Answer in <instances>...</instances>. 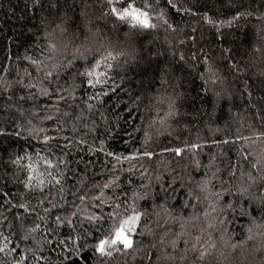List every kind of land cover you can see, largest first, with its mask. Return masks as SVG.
I'll return each mask as SVG.
<instances>
[{
	"label": "trees",
	"instance_id": "1",
	"mask_svg": "<svg viewBox=\"0 0 264 264\" xmlns=\"http://www.w3.org/2000/svg\"><path fill=\"white\" fill-rule=\"evenodd\" d=\"M149 2L155 12L163 10L172 27L154 16L155 29L133 33L128 23L109 14L107 0H0V128L6 129L0 134V241L8 236L9 248L19 246L11 256L0 253V264H12L21 254L27 264H37L25 248L45 258L39 264H83L59 245L71 228L58 226L56 216L78 207L83 215L72 217L76 231L99 236L113 222L110 197H119L117 211L123 212V201L131 203L134 191L145 190L150 195L136 201L145 215L134 249L103 262L88 249L89 264H149L146 255L151 264H264V209L255 201L249 205L247 197L222 193L225 202L237 199L246 212L237 207L220 215L209 195L221 191L222 181L239 186L247 179L240 177L241 170L258 175L251 165L264 156V137L255 135L264 132V0H173L178 8L167 0ZM238 11L242 15L234 19ZM205 13L216 23H207ZM109 52L124 53L107 61L111 70L100 59ZM97 60L98 71L108 77L89 86L84 73ZM49 71L51 77L45 75ZM57 87L68 90L60 93L65 97L71 92L74 102L41 94L42 88ZM33 128L45 129L40 139L29 135ZM44 134L56 139L45 145ZM146 147L153 157L139 155ZM176 147L185 149L181 156L163 150ZM16 156L23 159L13 164ZM41 157L51 159L53 167ZM57 157L67 160V167H57ZM29 163L35 166L33 183L39 174L45 195L52 193L42 206L39 189L23 186ZM231 165L238 166L235 179ZM61 170L62 196L57 195L61 185L49 184L46 175ZM204 181L207 191L199 187ZM105 183L110 187L101 196L96 186ZM252 192L256 195V188ZM84 193L108 203L93 207L94 200L76 198ZM90 212L103 218L90 224L85 219Z\"/></svg>",
	"mask_w": 264,
	"mask_h": 264
},
{
	"label": "snow or ice",
	"instance_id": "2",
	"mask_svg": "<svg viewBox=\"0 0 264 264\" xmlns=\"http://www.w3.org/2000/svg\"><path fill=\"white\" fill-rule=\"evenodd\" d=\"M167 4L172 8H178V5L173 3V0H167ZM107 8L109 11V14L114 16L118 21L126 22L131 26V29L133 30V33L135 30H146V29H155L158 25L156 22H154V16L156 20H163V23L168 25V27H172V25L168 24V20L164 18V12L161 10L160 12H155L154 6L149 0H143V3L140 5H137L134 0L132 2H129V0H123L121 3L120 0H107ZM186 11H190V9H186ZM242 15L239 11L236 13V16L234 19L239 18ZM203 19L209 23V24H215L216 21H214L207 13L203 15ZM220 23H225L224 21H221ZM228 23H231V21H228ZM182 43V42H181ZM52 49H55L56 45L53 44ZM123 52H117L115 55L112 52H109L107 57H101V60L105 61L104 66L111 70L113 68V65L111 63H107L109 59L115 60L117 56H123ZM181 60L184 59L183 55L180 57ZM207 59V57L205 58ZM33 63H37L36 61H33ZM101 67L100 60H97L95 64L93 65V68L89 69L84 73L88 77L87 84L89 86H94L98 83H105L106 78L108 77V72L100 73L98 69ZM48 77L52 76V72L49 71L45 74ZM30 87H35V85H29ZM74 91V90H73ZM61 92H68L67 89H61L57 87L55 91H50L49 89L42 88L41 94L45 96H53L55 95L58 100H65L67 98L73 99L74 97L71 92L68 93V97H65L64 95H61ZM99 97L97 96V99ZM173 106V102L171 98H169V107L171 108ZM87 107L91 109L93 107L92 104H87ZM171 115V113H169ZM45 119L52 120L51 116L44 117ZM59 131V129H57ZM45 132V129H37L33 128L29 130V135L34 139H40V133ZM0 134H6L5 128H0ZM16 135H20L19 132L16 133ZM257 138L264 137V132L255 133ZM44 144L48 145L53 140L56 139V137L49 136L47 134H44L42 137ZM237 140H244L249 141V137L247 136H237ZM228 141L225 140V143ZM68 143L70 144L71 141L69 140ZM81 144L86 143L85 140L80 141ZM67 145H65L66 147ZM57 147H60L57 145ZM188 147L196 149L199 147L197 144H190ZM164 151H173L177 156H181L185 149L181 147H176L174 149H163ZM67 155V153H65ZM108 155L112 156L113 153L109 152ZM140 156L144 157H153L154 152L148 150L146 147L143 152L139 153ZM37 156H39V153H37ZM135 154H133V157H121L116 156V160L119 161L121 159H130L134 158ZM23 157L16 156L15 159L12 160L13 164H18L19 161H21ZM30 159V158H29ZM43 159V162L48 167H53V161L48 158L41 157ZM244 159H247V155H245ZM69 162L62 157H57L56 166L64 165L67 167V164ZM28 175L24 182V188L29 189L31 191H36L39 189L40 196L43 197V199H38L39 205H44L45 201L48 200V198L52 195L51 191L45 195L44 192V186L45 181L41 178H39V174L36 175V183H33V173L35 171V166L32 163L28 164ZM237 165H231L230 166V172L229 175L232 179H235L237 176ZM251 168L255 170L258 175H253L251 171H240V177H247L246 180H241V183L239 186H236L231 183V180L228 182L222 181V188L220 192L212 191L209 193V195L213 198L212 203V210L219 211L220 215H227L228 213H234L237 210V207H239L242 214L246 212L242 204H239V201L237 199H234L232 201L225 202L222 199V193L223 194H230L233 195L234 198H243L247 197V203L251 205L254 201L260 206L261 209H264V156H261L259 159H257L252 165ZM48 178V183L52 184L53 186L61 185L58 188L57 195L62 196L65 189L62 186V180L64 178V171H59L56 175H53L52 172L46 173ZM159 179V177H157ZM227 183L228 186L224 187L223 185ZM98 187V190L101 192V196H103V190L108 189L110 186L108 183H105L102 186H96ZM144 187V186H142ZM201 191H207L208 190V182L204 181L200 186ZM233 188L235 191L233 192ZM256 188L257 194L254 195L252 192V189ZM191 195V192L189 193ZM74 196H76V193H73ZM150 193L145 190L143 192H133L132 193V202L129 203L127 199L123 201L124 211L119 212L117 211L121 207V203L117 202L119 200V197L116 195H113L110 197V200L115 205L114 210L108 214L109 219L112 220V224L110 228L103 230L102 234L99 236L93 235L91 232H84L83 235L78 233L76 231V222L72 219V217H77L80 215H83L81 210L77 207L75 211H71L64 217H61L59 215L55 218V223L59 225H68L71 228V233L65 240L59 241V245L67 251L70 255L79 257L81 261H83V264H89V257L86 254V250L90 249L93 257L99 261L103 262L105 258H113L114 253H123L128 254L129 250L134 249L135 241H134V234L138 232V226L142 222V218L145 215V212H143L139 207H137L136 201L138 200H145L146 197H148ZM81 202L85 200H94L96 203L93 204V207L96 208H102L106 203H108V199H102L100 196L98 197H90L87 193L81 194L76 197ZM197 200H199V196L196 197ZM50 204L51 202L48 201ZM218 205V209H217ZM20 208L27 209L28 205L26 203H20L18 205ZM52 208H55V204H51ZM44 212L48 213L49 208H44ZM207 215V213H206ZM103 218V214H97L95 212H90L85 216V219L88 223H93L100 221ZM19 219V217H17ZM43 219V218H41ZM5 222H7V217H4ZM221 223H224V221H221ZM81 228L83 226V221H81ZM39 225H35L33 229L28 230L25 232L23 237H21L22 240H28L31 232L35 231ZM9 228H11V225H9ZM53 229H48V232H53ZM251 231V229H250ZM2 235V233H0ZM89 237H91V242L89 241ZM45 241L48 244L52 243V239L49 238L48 235H45L44 237ZM199 239V238H197ZM69 242H71L69 244ZM12 241L9 240L8 236H2V241H0V253H4L6 256H11L12 253H17L19 251V246H13L9 248V244H11ZM187 243V241H185ZM173 246H175V241H172ZM214 246V245H213ZM195 250V245L192 246ZM234 247V246H233ZM36 249L33 248H25L23 250L24 253H32L33 257L37 260V264H39V261L44 260L45 258L43 256H36ZM206 252V249L204 252L200 253V258L202 259L204 254ZM68 255L65 256V260H68ZM146 258L149 260V264H151V257L146 255ZM183 259V257H181ZM12 264H27L26 256L24 254H21L19 259H13Z\"/></svg>",
	"mask_w": 264,
	"mask_h": 264
}]
</instances>
